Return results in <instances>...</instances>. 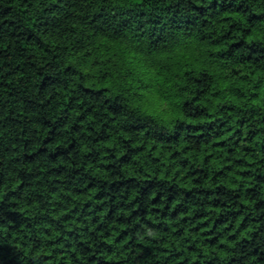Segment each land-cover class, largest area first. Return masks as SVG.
<instances>
[{
  "label": "trees",
  "instance_id": "trees-1",
  "mask_svg": "<svg viewBox=\"0 0 264 264\" xmlns=\"http://www.w3.org/2000/svg\"><path fill=\"white\" fill-rule=\"evenodd\" d=\"M0 264H264V0H0Z\"/></svg>",
  "mask_w": 264,
  "mask_h": 264
}]
</instances>
